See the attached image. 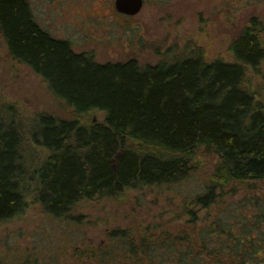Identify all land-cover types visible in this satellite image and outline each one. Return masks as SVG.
Segmentation results:
<instances>
[{
	"label": "trees",
	"instance_id": "trees-1",
	"mask_svg": "<svg viewBox=\"0 0 264 264\" xmlns=\"http://www.w3.org/2000/svg\"><path fill=\"white\" fill-rule=\"evenodd\" d=\"M0 34L9 55L40 74L74 112L104 111L102 122L86 123L39 114L31 136L48 154L29 173L18 128L0 121V222L25 209L26 179L45 212L64 216L80 199L178 183L203 147L218 161L203 191L182 207L192 235L170 231L160 215L137 230L111 228L104 241L74 247L71 257L78 264L264 262L259 195L226 202L211 217L238 183L264 180V103L243 86L246 66L264 59L263 20L249 18L230 43L231 61L192 51L156 63L98 62L42 28L28 0H0Z\"/></svg>",
	"mask_w": 264,
	"mask_h": 264
},
{
	"label": "rangeland",
	"instance_id": "rangeland-1",
	"mask_svg": "<svg viewBox=\"0 0 264 264\" xmlns=\"http://www.w3.org/2000/svg\"><path fill=\"white\" fill-rule=\"evenodd\" d=\"M28 1L42 28L67 39L75 51L86 52L98 62L135 58L140 64L156 63L192 51H200L206 59L231 61L230 43L249 18L264 21V0H143L132 15L118 12L114 0ZM243 86L264 103V59L257 67L246 66ZM41 113L81 123L104 120V111L99 109L74 112L51 92L40 74L9 55L0 34V121L18 128L28 173L48 154L31 136ZM217 161V154L201 147L191 160L189 174L178 183L130 188L117 197L80 199L67 215L58 217L34 200V182L26 179L25 186L31 190H25V209L0 222V264H78L71 257L74 247L96 246L111 228L137 230L160 215L170 231L191 233L192 225L184 221L187 215L182 207L191 206L192 197L203 191ZM236 189L234 195L223 197V203L220 198L212 206L211 217L226 202L240 203L253 195L264 202V180L238 183Z\"/></svg>",
	"mask_w": 264,
	"mask_h": 264
},
{
	"label": "water",
	"instance_id": "water-1",
	"mask_svg": "<svg viewBox=\"0 0 264 264\" xmlns=\"http://www.w3.org/2000/svg\"><path fill=\"white\" fill-rule=\"evenodd\" d=\"M143 5V0H114L115 9L123 14L137 13Z\"/></svg>",
	"mask_w": 264,
	"mask_h": 264
}]
</instances>
